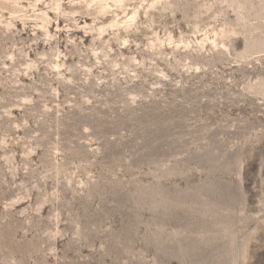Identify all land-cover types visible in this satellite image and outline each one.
Returning <instances> with one entry per match:
<instances>
[{
  "label": "rangeland",
  "instance_id": "rangeland-1",
  "mask_svg": "<svg viewBox=\"0 0 264 264\" xmlns=\"http://www.w3.org/2000/svg\"><path fill=\"white\" fill-rule=\"evenodd\" d=\"M0 264H264V0H0Z\"/></svg>",
  "mask_w": 264,
  "mask_h": 264
}]
</instances>
